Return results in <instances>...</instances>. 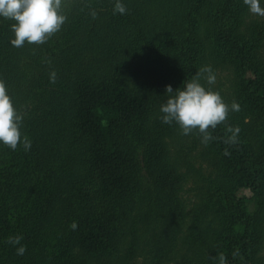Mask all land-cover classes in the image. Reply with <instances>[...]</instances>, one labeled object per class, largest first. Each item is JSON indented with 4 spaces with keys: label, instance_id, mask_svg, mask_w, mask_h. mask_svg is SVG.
<instances>
[{
    "label": "trees",
    "instance_id": "16d2710c",
    "mask_svg": "<svg viewBox=\"0 0 264 264\" xmlns=\"http://www.w3.org/2000/svg\"><path fill=\"white\" fill-rule=\"evenodd\" d=\"M114 2L64 0L68 19L42 44L11 45L13 21L0 18V78L24 115L23 132L33 134L27 151L0 143V264H133L137 254L152 258L144 264H217L218 253L227 264H264L260 131L253 137L240 131L236 144H226L234 119L210 128L225 169L207 191L223 217L219 231L205 230L199 206L189 208L187 174L166 140L178 126L173 122L159 134L165 124L155 122V101L134 85L143 71L133 64L140 54L148 65L159 64L155 77L144 76L147 85L164 83V76L169 81L177 70V87L208 60L222 59L232 67L253 125L264 123V68L255 42L246 38L252 31L232 26L248 6L243 0H144L130 20L132 4L124 0L127 11L114 14ZM105 40L118 48L95 50ZM36 95L49 101L27 118L22 97ZM51 108L70 119L72 145L86 161L83 175L59 178L53 161L59 128ZM31 180L41 181L37 191ZM16 234L26 245L22 255L7 239Z\"/></svg>",
    "mask_w": 264,
    "mask_h": 264
},
{
    "label": "rangeland",
    "instance_id": "374dc122",
    "mask_svg": "<svg viewBox=\"0 0 264 264\" xmlns=\"http://www.w3.org/2000/svg\"><path fill=\"white\" fill-rule=\"evenodd\" d=\"M127 4H132L131 8H135L136 12L132 14V19L137 18L138 16V9L142 7V1L144 0H125ZM244 3V2H243ZM245 4V3H244ZM245 6H243L241 9L244 10ZM232 26L234 28L240 27L241 32H245V34H248L250 30L252 31V35H247V40L249 41V38L253 39L255 42V49L258 53V58H260L262 67L264 68V17L258 16L256 14L251 13L248 9H246L245 15L243 17L242 22L240 23V19H235L232 22ZM107 36V35H106ZM105 36V38H106ZM104 38V39H105ZM107 41V42H106ZM88 44V43H87ZM113 43L109 42V40L98 41L95 44V50L100 49L103 52L106 49H103L104 46L108 47L110 50H116L118 48V45L115 46L112 45ZM85 55L88 54V51L86 50ZM134 65H138V67L143 70L140 72V77L137 79H134V85L136 88L140 90V92L146 94L148 97H150L152 100L155 101V104L157 105L156 113L154 115V119L156 123H164L159 118L160 113V105L166 100V94H165V87L168 84H171L173 88L175 89L177 87V80H176V72L175 70L170 77L169 81H166V77H163V80L166 82L164 83H153V85H147V81L145 80L144 76L147 78L148 76L155 77L157 75L156 72H154L159 66V64H154L151 62L150 65H148V59L144 54H140L139 56L134 58ZM207 65H211L213 71L216 73V81L213 85H211L213 88L218 89L225 100L229 105L233 101H237L240 104V110L239 111H232L230 110L228 113L227 118L234 119V122L236 125L240 126L241 131H246L249 133L252 137L255 132L260 131L261 138L264 139V130H262L263 124L262 122H257L256 126L253 125L254 121V115L246 108V103L243 102V98H239L238 96V90H239V84L238 81L232 71V67L228 64V62L213 57V60H208ZM167 73V72H166ZM167 82H170L167 84ZM60 83H57V85H52V87L57 88ZM179 87V86H178ZM35 92L37 95H43L42 89H37V86L35 87ZM62 92V91H61ZM33 99H28L22 97L23 104L22 108L27 114V118L29 116L33 117L35 115H38L41 110L37 109L38 104H41L42 106L47 105V102L49 99L46 100L45 104H43L42 97L37 96ZM64 97V96H63ZM21 99V98H20ZM50 108V107H49ZM53 116L55 117V122L60 129L56 130V147H58L57 154L55 156L54 153V163L58 165V174L59 178L66 179L68 176L72 175H83L84 168L86 166V161L84 159V155L82 151L75 146L72 145V130L73 126L70 125V119L66 116V114L58 115L55 112H53V109L51 108ZM154 122V123H155ZM27 123H24L23 126H25ZM165 125L162 126V129H158L157 132L160 134V131H162L163 134H165V129L171 128V124L164 123ZM175 124V123H174ZM178 126V125H177ZM31 134V133H29ZM33 135V134H32ZM32 135H30V139L32 141ZM201 133H199L197 130H193L191 133L185 135L182 134V131L180 127L178 126V129L175 131H172L170 136H168L167 131V137L166 140L170 143V152L178 158V162L181 165V168L184 172L187 174L188 178V184L186 189V195L189 201V208L192 206H199V209H195V213L201 215L203 218L204 223L207 225L205 230H208L207 228H210V230L216 229V231L220 230L222 228V217L223 212L219 208V206L216 204L215 198L211 197L212 195L208 194V186H211V180L216 178L217 176L221 175L223 172V169H225V166L223 165V162L220 160V154L218 153L216 147L213 145L212 141L208 144H204L201 142ZM49 152V151H48ZM142 158L140 157V160ZM144 167V166H143ZM74 173V174H73ZM79 173V174H78ZM146 171H143V174L145 175ZM228 173V171H226ZM30 177V176H29ZM32 178V177H31ZM24 179L25 178L24 176ZM33 182V187L37 191L38 185L36 183H40L36 180V183L34 180H31ZM28 184H30V180H28ZM207 187V188H206ZM215 186L212 188L214 189ZM248 195H251L249 192H247ZM26 194V193H25ZM24 194V195H25ZM152 199V198H151ZM219 202V201H218ZM250 208L252 211H254L255 207L254 204H250ZM195 213L192 212L189 224L191 225L193 223V218L195 216ZM154 218V217H153ZM162 222H164V218H160L157 221V227H159ZM157 231H162L161 229H158ZM188 232V229H185L182 231V235ZM192 233V232H190ZM207 236H211V234H207ZM176 242L178 241L180 243V238L182 237L179 233L176 237L174 235ZM264 257V242L262 244V249L259 253ZM152 258H146L144 256H140L137 254V256L133 260V264H144L146 262H150ZM209 264V263H208Z\"/></svg>",
    "mask_w": 264,
    "mask_h": 264
},
{
    "label": "clouds",
    "instance_id": "9594fccd",
    "mask_svg": "<svg viewBox=\"0 0 264 264\" xmlns=\"http://www.w3.org/2000/svg\"><path fill=\"white\" fill-rule=\"evenodd\" d=\"M248 10L264 17V0H243ZM127 11L124 0H115L113 12L124 14ZM91 15H98L95 9ZM0 18H6L13 23L10 27L14 33L10 44L16 47L27 43L42 44L49 37L59 31L68 19L64 0H0ZM56 72L52 70L50 79L55 80ZM216 73L211 65H204L197 69L191 79H185L182 85L175 89L171 84L166 85V100L160 105V119L164 123L175 122L182 134H189L194 129L201 133V142L208 144L215 137L210 128L214 129L224 122L230 110L239 111L240 104L233 101L229 105L223 99L220 91L213 88ZM206 82V83H205ZM23 113L16 107L14 99L8 90L6 81L0 78V143L11 149L22 145L27 151L32 141L23 132ZM241 129L239 125H228L226 128V144H236ZM225 154L228 150L225 149ZM76 228V222L71 225ZM8 242L16 246L17 254H24L26 245L21 241L22 235L9 236ZM217 264H227L224 253H218Z\"/></svg>",
    "mask_w": 264,
    "mask_h": 264
}]
</instances>
